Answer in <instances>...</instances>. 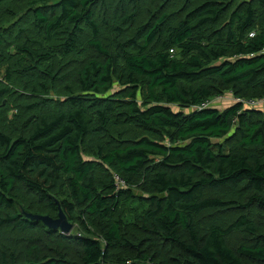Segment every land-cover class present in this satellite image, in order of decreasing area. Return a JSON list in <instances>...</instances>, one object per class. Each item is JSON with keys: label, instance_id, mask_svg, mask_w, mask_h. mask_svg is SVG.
<instances>
[{"label": "trees", "instance_id": "16d2710c", "mask_svg": "<svg viewBox=\"0 0 264 264\" xmlns=\"http://www.w3.org/2000/svg\"><path fill=\"white\" fill-rule=\"evenodd\" d=\"M227 94L264 99V0H0V264H264V111Z\"/></svg>", "mask_w": 264, "mask_h": 264}, {"label": "water", "instance_id": "95a60500", "mask_svg": "<svg viewBox=\"0 0 264 264\" xmlns=\"http://www.w3.org/2000/svg\"><path fill=\"white\" fill-rule=\"evenodd\" d=\"M26 217L32 221H41L45 226L49 229H53L55 231H61L65 235L70 234L74 230V225H72L65 213L60 210L59 216L56 219H53L49 216H39L33 214H26L23 212Z\"/></svg>", "mask_w": 264, "mask_h": 264}, {"label": "built area", "instance_id": "2783aa9c", "mask_svg": "<svg viewBox=\"0 0 264 264\" xmlns=\"http://www.w3.org/2000/svg\"><path fill=\"white\" fill-rule=\"evenodd\" d=\"M252 38L255 36V34H251L250 35ZM222 97L219 96L217 97L216 99L212 100V101H219V99H221ZM224 98V97H223ZM235 98V97H234ZM211 101H208L206 102L205 104H203L202 107L200 108H207V107H211V104H210ZM234 102L235 103H239L241 102V100H238V99H234ZM234 103V104H235ZM241 103H243L246 107H249V108H257L259 105H262L264 103V99H261V100H255V101H242ZM115 180H116V186L118 189H120L121 187L124 186V181L121 180L119 177H115Z\"/></svg>", "mask_w": 264, "mask_h": 264}, {"label": "rangeland", "instance_id": "374dc122", "mask_svg": "<svg viewBox=\"0 0 264 264\" xmlns=\"http://www.w3.org/2000/svg\"><path fill=\"white\" fill-rule=\"evenodd\" d=\"M222 98L219 99V101H211L210 104H211V107H214V108H217L219 110H223L225 108H228L230 107L231 105H233L235 102H234V97L231 95V94H227L225 96H221ZM224 97V98H223ZM216 99V98H215ZM174 109H177V107H173ZM193 109V108H192ZM256 109H259L262 111H264V103L262 105H259ZM185 111H189L188 109L185 110ZM75 232H77L75 230ZM74 232V233H75Z\"/></svg>", "mask_w": 264, "mask_h": 264}]
</instances>
